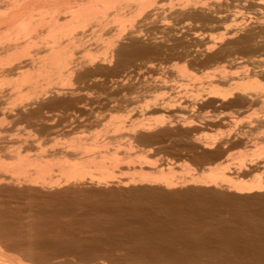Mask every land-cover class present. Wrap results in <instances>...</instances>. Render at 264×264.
I'll list each match as a JSON object with an SVG mask.
<instances>
[{"label": "bare ground", "instance_id": "obj_1", "mask_svg": "<svg viewBox=\"0 0 264 264\" xmlns=\"http://www.w3.org/2000/svg\"><path fill=\"white\" fill-rule=\"evenodd\" d=\"M5 1L4 2L0 1V3L1 2L3 3V4H0V135H1V133H5L4 135L2 134L4 136V138L8 134H10V132H13V135H10L11 137L6 139V141L4 140L3 136H1L2 138L0 137V147L3 146L2 148H0L1 149L0 150V192L2 193V191H5V190H12V191L18 190V192L21 191V192H23V194H25L24 193L25 191H26V193H28L27 191H29L30 193L33 192L35 195L38 194L37 196H43V198L47 197L49 199L50 198L52 199V196H54L55 194L58 195V192L62 189H63V191H67V190L69 191V189H67V188H70V189L73 188V190H74V188H77L76 186H79V188H80L79 191L81 192V189H82L81 185H83V184H88V185H90V187H93V191L98 190L97 188H102V187L106 188L105 186H107L108 184H109L108 187H110L112 185V184L110 185V182L111 183L115 182L116 184L115 183H113V184H115L116 187L118 186L119 189L122 187H123L122 189H124V187H126L125 189H127L129 187V185H137V184H138V186H139V184H140V186L144 185V184L149 185V187L147 186L149 189L151 186H152L151 187L152 189H153V186H155L156 188L164 189L162 191L175 188L178 185V182L175 183V180H174L175 178H173V176H172V171H173V170H171L172 167L171 168L168 167L167 169L164 167H163L164 169L162 167H161L162 169H159L160 166L157 167L158 165H156V167L155 166L151 167V166L146 164L147 161H146V163L143 161V159L144 160L148 159L149 163L151 165H155V164H152L153 162L150 161L151 156L148 157V155H146L144 158L142 157L143 159L138 158L139 160L141 159L140 162L143 161L147 165L146 166L144 163L140 164V163L135 161L137 158V154L135 155V153H134V155L136 156V158H135L133 156V154L132 155L130 154L131 151L128 152V150H125L126 152H124V151L122 152V149L124 150V147H125V149H128V147L126 148V146L130 143V141L127 139L126 143L128 141H129V143L126 144L124 141L125 138L130 137V140L132 142L133 137L136 138L137 137L136 135H138V134L140 135V136L138 135V137L141 138V134H142V137L145 136L144 137V139H145L148 136L147 134L151 133L152 131L155 132L154 129H156V128H159L156 130V133L159 131H162L163 128H165V126H166L165 125L166 123H164L167 120L165 115L170 113V112L166 113L165 110L169 109L168 105L171 107L172 102L175 103V101H173V99H175L176 97L172 99V102H171V100L168 101L171 103L170 104L167 103V106H166V104L164 106L163 105L164 103L162 105L161 104L159 105L158 103H156L159 101V100H157V98L160 97V95H162V94L160 93L159 96H157L158 95L157 94L156 95L157 97L155 96L156 97L155 100L152 99V100H154L153 103L155 102L152 105V107L154 109H157L158 111L160 110V112L165 111L164 117L166 118V120L156 119V120H153V122H154V123L152 122L153 124L152 123L151 124H144L145 120H142L143 122H135V123L132 121L130 122L129 119H131V118L129 116H131V114L134 111L136 112V110H134V105L137 106V104H141L138 97H135L136 94L139 93V92H137V90H138L137 86H139V90H140V88L142 89L140 91H143L145 93H151V91H152L153 94H155L154 92H156L158 90L160 91L161 89L163 90L166 87H168V86L165 87V84L167 82V81H165L166 80V78H165L166 72H167V76L169 75L168 74L169 72L171 73L169 75V78H170V76L172 77V75L175 74V73H172L171 71H175L178 73L177 75L180 74V76L182 77L180 79V81L182 79H184V80L188 79L190 81V80H194L196 78L195 76L197 74L195 76H193L192 73H194V74H195V72L197 73L198 70L195 69L197 66H200V68L198 67L197 69L203 70V68H204L203 66L206 67L207 64H209L208 67L210 66V64H211V66L217 65L216 62H218L221 57L223 58V56H225L224 54L226 53L225 52L226 46L228 47L229 44H231V43L233 44V42H235V38L233 35H234V32L236 30L233 31L232 29H230L232 26L230 27L229 25H228L229 26L228 28H225V29L223 28V26H224L223 24L225 22H227L231 17H233V15L230 16L232 13L230 15L229 14L224 15V14H226L228 12L227 10H229L228 7L230 6L229 4H231V3L238 4L239 2L243 3L245 1H246L245 3L248 4L247 3L248 0H8L7 2H5ZM250 1H252L255 8H256V6L257 7H264V6H262L264 4H260V3H264V2H262L264 0H261V2H258V3H255L254 0H249V3H250ZM257 1H260V0H256V2ZM239 5H240V3H239ZM239 9H242V8L239 7ZM251 9H253V7ZM258 9H260V8H258ZM245 10H247V9H245ZM238 13H237V16H238ZM237 16H234L236 18V23L238 22V17L240 18V16H243V15H239L238 17ZM235 18H233V19H235ZM241 19L243 21V18H241ZM202 22H203V25H204V23L214 24L213 26H215V28L218 30L221 28L222 32L224 29L225 33L222 36H224L225 38L223 37L222 41L219 38L217 40H220V41H217L216 40L217 37H214V36H212V37L215 38V40H213V38L212 39H208V38L205 39L203 37H200V35H198L199 34L198 33L199 29L197 28L198 26H195V25L197 23L199 25V23H202ZM231 22L232 21H230V23ZM233 22H234V20H233ZM239 22H240V19H239ZM250 22H251V20H250ZM261 22H263V21H261ZM259 23L260 22H258V24ZM233 24H231V25H233ZM207 26H209V25L207 24ZM234 26H235V24H234ZM256 26H258V25H256ZM199 27H201V26H199ZM258 27L263 29L264 25L262 23H260ZM206 28H209V27H206ZM240 30H241V28H240ZM242 30L244 31V29H242ZM246 31L247 32L244 35L241 34L243 36H241V35L240 36H241L242 42L249 43L253 38H255L254 37L255 35H253L254 33H252L251 30L250 31L246 30ZM240 32L238 31L237 33H240ZM263 32H261V33H263ZM190 36L193 39V40L190 39V40H192V42H190V40L189 41L187 40L188 37H190ZM237 36H239V35H237ZM237 36L235 35V37H237ZM204 39H205V41H204ZM184 40L188 41V43L185 42ZM206 40H208L207 43H205ZM146 42H149V44H146ZM224 42H225V44H224ZM221 43H223L222 44L223 46L220 47L219 44H221ZM238 43H240V42H238ZM201 44H203V45H201ZM245 45H247V44H245ZM216 47H217V49H216ZM206 55H207V59L204 60L203 58ZM227 57H229V56H227ZM172 60H175V61L178 60L179 61V63L177 61L176 62L174 61L175 63H177V66L172 65L174 63V62L172 63ZM230 60L231 59H229V61ZM169 61H171L170 63H172L171 64L172 68H171L170 64L167 65V63H169ZM222 62H224V61H222ZM179 64H181L182 66L180 65V67H178ZM201 67H203V68H201ZM220 67H223V66L221 65ZM261 68L262 67L260 66V69ZM204 69H206V68H204ZM212 69L214 70V68H212ZM257 69H258V67H257ZM260 69H259V71H257L258 73L254 72L253 71L254 69L252 70L253 73H249L250 71H248V73L246 75L244 74L242 77H239L240 75L229 77L228 74H225L224 70L223 69L220 70V68H219V70H216V72H218L217 74H215V72H213V75H212V73H210L211 75L208 74V72L210 70L208 72H206L207 77H205V78H207L208 81H206L205 83H202V84H204L203 87H206V89L204 88L203 92L207 91V93H205L206 95L204 93L203 94L205 97H207L210 100V101L209 100L207 101L208 105H211V106L213 105L216 107V105L221 106V105L225 104V105L232 106L235 108L238 107V110H239V108L243 109V108L251 107L254 104L256 105L257 102H262L261 98H264V87H262V84L260 85V83L258 81H257L258 83L256 81H252L253 77H256V79L260 77L262 80H264V69H262V70H260ZM193 71H195V72H193ZM161 72H163V73L161 74ZM202 73H204V72H202ZM229 75H232V74L229 73ZM156 76L159 79L161 78L160 81H159V79H157ZM198 78H199V76H198ZM196 79H195V81H196ZM201 79L203 80V78H201ZM175 80H177V79H175ZM166 85H168V84H166ZM185 85L183 87H185ZM180 86L181 85L177 86V89L179 91L181 90V88H183V87H181L179 89L178 87H180ZM196 86H198V85H196ZM187 88L190 89L189 85H187ZM223 88H225V89H223ZM166 89L168 90V88H166ZM193 89H194V86H193ZM170 90H172V88ZM185 90H182V91H185ZM195 90L196 89H194L193 91H195ZM127 91H129V92H127ZM195 93H197V91ZM195 93H194V95H196V96L200 95V98L203 96V95L201 96L200 91L198 92L199 94H195ZM163 94H165V93H163ZM140 95H141V92H140ZM141 96H140V98H141ZM145 96H144V98H145ZM163 96L164 95H162V98H165ZM193 97H192V101L194 102V101H196V99H193ZM205 97H203L202 99H204ZM144 98H143V100H145L146 98L148 99L149 97L146 96V98L145 99ZM160 98H158V99H160ZM136 99H137V101H136ZM168 99H169V96H168ZM188 99H190V98H188ZM138 100L140 103H137ZM150 100H151V98H150ZM161 100H160V102H161ZM165 100H167V99H165ZM190 100L189 101L187 100V102H186V99H185V101L184 100L183 101L186 102V105L190 104L192 106V104H194V103H192ZM145 101H148V100H145ZM198 101H199V99H198ZM201 101H204V100H201ZM176 102H178V101H176ZM200 102H198V103H200ZM144 103H146V102H144ZM181 103H182V101H181ZM198 103H195L196 104L195 106H197V107L201 106L200 104L198 105ZM146 104H147V106L146 107L143 106L144 108H149L151 106L150 103H146ZM182 104H185V103H182ZM201 104H203V102ZM142 105H143V103H142ZM142 105H140V106H142ZM191 106L188 105L187 109L191 108ZM195 106L193 105V107H195ZM130 107H131V110H128V109H130ZM132 107H133V109H132ZM152 107H150L151 110H152ZM135 108H137V107H135ZM180 108H178V109L181 110ZM138 109H139V107L137 108V110ZM140 109L142 111L146 110V109H143L142 107ZM150 109H149V112L151 111ZM175 109H176V106H175ZM182 109H184V108H182ZM193 109L195 110V108H193ZM157 110H155V111L157 112ZM121 111L125 112L126 114L124 113V116L122 114H120L118 116H113L114 113L118 114ZM142 111H140V113H142ZM153 111L154 110H152V112ZM195 112H198V111H195ZM137 113H138V111H137ZM146 114H149L148 111H147V113H144L145 116H146ZM106 115H108V116H106ZM138 115H139V113H138ZM180 115L182 116V114H180ZM105 116H106V118L108 117L107 118L108 119L107 124L105 122L106 129L108 131L110 129L113 132L112 133L110 131V132L106 133L107 137H109V135H110L111 142H109L110 137L109 138L106 137L107 138V141H106L105 140L106 134H103L104 131H107V130H104L105 125L102 124L103 123L102 121L104 120ZM134 116H133V118L137 117V115L135 117ZM184 116L181 117V118H183V121L186 120V117L184 119ZM216 117H217V115H216ZM226 117H228V116H226ZM106 118H105V121H106ZM178 118H179V116H178ZM189 118H190V116H189ZM199 118L200 117H198L196 119H199ZM170 119H171V117H170ZM170 119H168V122L170 121ZM147 120L149 121V119H147ZM150 121H151V119H150ZM176 121L178 122V119ZM255 121H256L255 123H258L260 125V126L258 125L259 127L264 126V118L263 117L259 118V120L256 119ZM170 122H172V121H170ZM173 122H175V121H173ZM180 122H178V125H180L179 124ZM184 122H186V121H184ZM211 122H213V121L211 120ZM20 124H22V127L19 129ZM25 124L27 126L24 128ZM97 124H102V126H101L102 129H101V127H99V125L95 126ZM184 124H187V122ZM87 126H90V127L87 128ZM94 126L99 127V129H101V133L94 134L96 136H92L93 135L92 133L94 132V129H95ZM16 127H17V129H16ZM92 127H94V129H92ZM182 127H184V126L182 125ZM248 127H250V126H248ZM81 128L83 131H88L89 128H91V131L92 130L93 131L91 132L89 129L91 134H89L90 132L88 134L85 132V134H84V132L81 130V132H83V133H81V132L80 133L83 135H81L79 133L78 136H73V135H77L76 133L78 131H80ZM171 128H172V126H171ZM126 129L127 130L129 129V130L126 131ZM121 131H123L122 134L123 135L125 134L124 136H126L124 138V136L121 133H119L120 138L122 136V139L124 142H120L119 140H122V139H119V136H117L118 135L117 132H121ZM167 131H169V130H167ZM41 132H45V135L48 134V137H50V138H47L43 134L44 138L46 137L45 139L46 140L48 139V141L44 140V138L41 137L43 140L39 138L42 141V143H41V141L39 143V140L37 137L39 136L38 134H40ZM115 133H117V134H115ZM156 133H154V136L156 135ZM159 133H162V132H159ZM100 134H102V137L100 136ZM152 134L153 133H151V135ZM112 135H113V138H112ZM89 136L92 138H90ZM7 137H9V136H7ZM60 137L61 138L66 137L67 139L64 138V140L66 139L64 141L62 138L63 142H61V140L59 139ZM99 137H101V141H99ZM155 137H157V136H155ZM158 137H159V135H158ZM102 138L105 140V142ZM222 138H224V137H221V139ZM49 139H50V141H49ZM108 139H109V141H108ZM137 139L139 140V138H136V139H133V141L134 140L137 141ZM217 139H219V138H217ZM112 140L119 141V143H121L122 145L124 143L123 147L121 148L120 147L121 144L119 145V143H118L119 146L117 145V147H118L119 151H117L118 149L114 150L117 148V147L114 148L115 146H111L110 147L111 149L114 148L113 150H111L109 148L108 144L109 143H110L109 145H111V143L114 144V142H112ZM43 141L49 142L51 144L48 143L47 147H46V145H43L44 146L43 147L42 144H45ZM156 141H158V140H156ZM222 141H225V140H222ZM263 141H264V138H263ZM134 142H132V144ZM147 142H148V140H147ZM139 143L140 142L138 141V145H139ZM194 143H195V140H194ZM197 143H199V142H197ZM200 143H201V141H200ZM203 143H205V142H203ZM203 143H201L200 146L203 145ZM215 143H217L216 140H215ZM141 144H142V142H141ZM195 145H197V144H195ZM216 145L217 144H215V146ZM262 145H261V147H262ZM129 146H131V143ZM203 146L205 149L208 148L206 143ZM211 146H212V144H211ZM119 147L121 148V152H120ZM131 147H133V146H131ZM131 147H129L130 150H132ZM213 147H214V145H213ZM200 148H203V147L201 146ZM209 149H211V148H209ZM250 149H249V151H250ZM132 151L134 152V150H132ZM258 151L261 152L262 156H264V147ZM142 154H144V152ZM140 155H141V153H140ZM240 156H238V157H240ZM244 156H246V155H244ZM244 156H242V157H244ZM256 156H257V154H256ZM133 157L135 158V160H134L135 162L132 161L133 165H135V163H136V165H135L136 168H137V163L140 165L138 167L137 171H136L135 166H133V165H132L133 167L130 166L131 161L128 162V163H130L129 165L126 162V161H129L130 159H132ZM242 157L240 158V162L238 161L239 164H243V162H245L244 160H246ZM254 158H256V157L254 156ZM257 158L258 159L260 158L259 162L262 161V163H259V165L264 164V159H263L264 157L260 156ZM138 159H137V161H138ZM261 159H263V160H261ZM253 160H250V161L253 162ZM123 161L126 164L122 163ZM254 161H256V160H254ZM251 162H249V163H251ZM253 163H255V162H253ZM253 163L250 164L251 169L254 167L258 168L257 167L258 165L254 166ZM244 164H246V163H244ZM143 165H145V166H143ZM241 167H240V169H241ZM259 168H261V167L259 166ZM131 170H134V173ZM236 170L237 169H235V171ZM124 171L126 173L131 171L134 174V176L136 175L137 178H134V176H133V178H128V177H127L128 179L124 178L125 176H123V174L126 175L125 173H123ZM254 171H253V173H254ZM129 174H130V172H129ZM239 174H241V172ZM128 176L132 177V175H128ZM205 176H206V178L202 177V176L201 177L198 176V178H196L197 176L196 177L191 176L192 178H190V180H191L192 184H194V186L199 185V186H202L204 188H206V187L215 188V190L217 192H218V190H221V191L227 192L228 194L230 192L231 193L234 192V194L236 193V194H240V195L243 193L249 194L252 192H257V193L264 192V179L259 178V177L252 182L250 181V183L248 182V184L246 182H245L246 184H244V182L242 183L241 181H240V183H238L237 180H235L236 182H234L233 181L234 178L233 179L229 178L230 176L226 172H222V171L220 172L218 169L213 170V171L211 170L210 174L208 176L207 175H205ZM178 179H180V178H178ZM183 180L187 181L184 177H183ZM191 182H190V184H191ZM183 184H184V182H183ZM88 185H86V187L83 185V188H85L86 191H88L90 189ZM145 185L141 186V187H145ZM112 186H114V185H112ZM188 186H190V185H188ZM116 187H114V188H116ZM132 187H135V186H131V188ZM180 187H182L181 189H184L183 186H180ZM64 188H66V190ZM79 188H77V189H79ZM104 188H102V189H104ZM118 188H116V189L119 190ZM102 189H100V190L102 191ZM116 189H115V191H117ZM22 190H25V191H22ZM105 190L106 189H104L103 191H105ZM156 190H158V189H156ZM101 191H100V193H101ZM147 191L149 192L148 189H147ZM18 192L16 191L17 194H18ZM82 192H83V190H82ZM225 192H221V193H225ZM7 193H8V191H7ZM72 193H75V192L72 191ZM105 193H106V191H105ZM59 194H60V192H59ZM62 194H64V193H62ZM67 194H66V197H67ZM112 196H114V195L112 194ZM2 197H4V196H1V198ZM57 197H59V196H57ZM66 197L64 196V198H66ZM53 198H55V197H53ZM30 199H32V198H30ZM46 199H44V200L46 201ZM67 199H68V197H67ZM75 199H77V198H75ZM64 200H66V199H64ZM69 200H71V199H69ZM69 200H68V202H69ZM49 201L50 200H48V202ZM59 201H60V199H59ZM2 203H4V202H2ZM29 203H31V202H29ZM29 203H27V204H29ZM61 203H62V201H61ZM98 207H99V205H98ZM61 208H62V206H61ZM115 209H117V208H115ZM50 210H51V208H50ZM39 211H40V209H39ZM42 211H44V210L42 209ZM9 212H10V210H9ZM32 212L29 215H31V217L32 216L34 217V215H32ZM91 212H94V211H91ZM71 213H70V215H71ZM73 214H75V213H73ZM114 214H116V213H114ZM46 215H48V214H46ZM93 215H95V214H93ZM126 215H127V213H126ZM253 215H255V214H253ZM55 216H56V214H55ZM31 217L29 219V217L26 216L25 220L28 219V220H26L27 221L26 224L27 223L29 224L28 221L33 219ZM136 219H139V218H136ZM119 221H121V220H119ZM46 222H48V221H46ZM69 222H70V219H69ZM143 222H145V221H143ZM22 223L24 225L25 222L23 221ZM33 223H35V225H36L37 222L32 221V224ZM7 224H9V223H7ZM26 224H25V226H26ZM32 224L30 223V225H29V226H31L30 229H29V226L27 225L28 227H26V228H28L29 231L27 230V232H29V234L27 233L28 235L24 236V237L30 236V239L28 237L29 240H27V243L26 242L24 244L22 243V245H20V244L14 245L12 240L15 241V239H11V238H15V237H12V236L10 237V235H13L12 233L13 232L15 233V230H13V228H11V226L9 227L10 224L8 225V227L3 224V227L6 226L7 228L6 227H5V229L0 228L1 230L4 229L3 231H5L8 228H11L10 230L11 231L13 230V231L11 234L9 233L10 235L8 234V236L10 237V239H8L9 237L6 235V232L4 233V235L7 236L8 238L3 236L2 235L3 231L0 230L2 233V234H0V264H66L68 261H70L71 263L72 262L75 263L76 257H73L74 253L72 255V253L67 254V252H65V251L54 250L55 252L53 254L51 252L49 254V253H47L48 251L46 252V249L44 248L45 246H43V245H42L43 248L41 247V249H40V247L37 246L40 250L37 249V247H35L34 244L31 243V241L33 242V239H34L33 237L35 235H37L36 233L34 234V236L32 234V232L33 233L37 232L34 230V228H33L34 231H30L32 228ZM39 224H41V223H39ZM61 224H66V223L63 222ZM109 224H111V222ZM250 224H252V223H250ZM17 225L18 224H16V226ZM23 225H21V226H23ZM98 225H97V227H98ZM253 225H255V224L253 223ZM54 226H55V224H54ZM36 227H35V229H36ZM120 227L123 228L122 226H120ZM26 228L23 230L24 232H25ZM254 228L256 229V227H254ZM21 229L18 230L20 235H22V233L20 232ZM59 229H58V231H59ZM129 229H132V228H129ZM250 229H252V228H250ZM10 230L8 232H10ZM100 230H101V228H100ZM113 230H114V228H113ZM107 231H109V230H107ZM30 232L32 235L30 234ZM40 232H42V231H40ZM76 232H77V230H76ZM90 232H91V229H90ZM19 233H18V235H19ZM47 233H49V232H47ZM62 233H64V232H62ZM129 233H131V232H129ZM256 233H258V232H256ZM16 234L17 233H15V236H18ZM40 234H42V233H40ZM44 234H46V233H44ZM110 234H112V233H110ZM84 235L85 234H83L82 236H84ZM132 235H133V233H132ZM60 236L61 235H59V237ZM149 236H151V235L149 234ZM232 236H234V235H232ZM236 236H238V234ZM42 237H43V235H42ZM51 237H52V235H51ZM72 237H74V236H72ZM189 237H190V235H189ZM18 238H20V237H18ZM45 238L47 239V237H45ZM60 238H62V237H60ZM40 239L41 238H39V240ZM42 239H44V238H42ZM51 239L52 238H50V241H51ZM85 239L86 238H84V240ZM150 240H152V238ZM235 240H237V239H235ZM10 241L12 243H10ZM28 241H30V243H28ZM78 241H80V240H78ZM86 241L87 240H85L84 242L86 243ZM36 242H33V243H36ZM80 242H82V241H80ZM46 243L47 242H45V245H46ZM229 243H228V245H230ZM15 244H17V242H15ZM121 244H123V243H121ZM120 245H119V247H120ZM115 246L116 245H114V247ZM151 246L156 248L155 246H157V245L153 246L151 244ZM225 246H227V245H225ZM233 246H234V244H233ZM46 247H47V245H46ZM105 247H107V245ZM114 247H113V249H115ZM70 248H73V247H70ZM91 248H93V247H91ZM159 248L163 249V246L161 247V245H160ZM42 249H44L45 252L41 251ZM162 249H161V251H162ZM246 249L241 248V249H239L240 252L238 249H234V250H236L235 252H233L234 251L233 249H230L231 251L232 250L233 251L231 252L229 250V252L232 253V255H233V253L234 254L241 253V255H242L244 252L242 253L241 250L244 251ZM35 250L38 253L40 251V254L38 255V253H35ZM157 250H158V248H157ZM121 251H122V249H121ZM126 251H127V249H126ZM152 251H154V250H152ZM79 252H81V251H79ZM94 252H95V250H94ZM117 252L119 253V251H117ZM162 252H164V251H162ZM226 252H228V251L226 250ZM44 253H47L49 255H45ZM245 253H247V252L245 251ZM113 254H114V252H113ZM150 254H151V252H150ZM94 255H95V257H93L89 260H81V261L78 260L77 262H78V264H128L126 262L121 263L122 260H119V259L118 260H116V259L111 260V258L109 259L107 257V255H104V254H100V255L94 254ZM160 255H161V253H160ZM117 256H119V255H117ZM136 257H137V255H136ZM147 257H149V256H147ZM220 257H222V256H220ZM238 257H240V256H238ZM79 258H80V255H79ZM118 258H120V257H118ZM170 258H168V259H170ZM159 259L161 260V258H159ZM113 260H116V261H113ZM202 260L203 259H201V261ZM152 261L153 262L149 261L150 264H152V263L157 264L158 263V262H154V260H152ZM149 262L146 261V262L142 263V261H141V264H147ZM138 263H140V262H138ZM195 263H196V261H195ZM226 263L222 262V264H226ZM230 263H227V264H230ZM68 264H69V262H68ZM132 264H136V263L134 262ZM158 264H160V261ZM165 264H168V263H165ZM217 264H219V263H217Z\"/></svg>", "mask_w": 264, "mask_h": 264}, {"label": "rangeland", "instance_id": "obj_2", "mask_svg": "<svg viewBox=\"0 0 264 264\" xmlns=\"http://www.w3.org/2000/svg\"><path fill=\"white\" fill-rule=\"evenodd\" d=\"M0 1L4 2L5 0H0ZM7 1L8 0H6L5 2H7ZM2 2L0 4H3ZM245 2H243V3L239 2L240 5H239V3L238 4H235V3L229 4L230 5L228 7L229 10H227L228 9L227 8L226 10L228 12L226 14H224V15H228V14L230 15L232 13L230 16L233 15V17H231L227 22H225L223 24L225 26V27L223 26V28L225 29V28H228L229 26L230 27L232 26L233 28L231 27L230 29H232L233 31L236 30L234 32V35H233L234 38H235V42H233V44L232 43L229 44L228 47L226 46V51H225L226 53L224 54L225 56H223V58L221 57L222 59L218 58L219 61L218 60L217 61L219 63L216 62L217 65H215V66H213V65L211 66V64H210V66L208 67L209 64H207L206 67L203 66L206 69L201 67V68H203V70L202 69H197L198 67L200 68V66H197L195 69L198 70L199 72L197 71V73H196L195 71H193V72H195V74L192 73L193 76H195L197 74L199 76V78L200 77L203 78L204 81L201 78L199 79L197 75L195 76L197 78V79L195 78L196 81H195V79L194 80H190V81L188 79L187 80L182 79L180 81V79L182 78L180 76V74L177 75L178 74L177 72L171 71L172 73H175V74L172 75V77L170 76L171 79L169 78V75L171 74L170 72L168 73L169 74L168 76H167V72L165 74L166 75L165 76V78H166L165 81H167L166 84H168V85L165 84V87L168 86V87H166V88H168V90L165 88L163 90L161 89L162 91L158 90L159 92L158 91L154 92L155 94H153L152 91H151V93H145L143 91H140L142 89L140 88V90H139V86H137L138 87L137 92H139V93L136 94L135 97H138V99L140 100L141 104H137V106L134 105V110H136V112L134 111L131 114V116L135 113L134 115L135 116L137 115V117L133 118L134 115L132 117L129 116L131 118V119H129V121L130 122L132 121V122L135 123V122H143L142 120H145L144 124H151L153 122V120H156V119H164V120H166V118H167V120L164 122V123H166L165 124L166 125L165 128H163L162 131L158 130L159 132H162V133H159V132L156 133V130L159 129V128H156V129H154L155 132L152 131L151 132V133H153L152 135H151V133H149L150 135L147 134L148 136L145 139H144L145 136L142 137V134H141V138H142L141 139L140 137H138V135H139L138 134V135H136L137 136L136 138H139V140L138 139H137V141L134 140L135 141L134 142L133 139H136V138L133 137L132 142H134V143L132 144V142L130 140V137L129 138H125L126 137V136H124L125 134L124 135L122 134L123 131L117 132L118 133L117 136H119V133H121L124 136V138H125L124 139L125 143H126V140L128 139L130 141V143H131V146H133V147L129 146L130 143L128 141L126 143V144L129 143L126 146V148L128 147V149H125V147H124V150L122 149V152L123 151L126 152L125 150H128V152L131 151L130 154L131 155L133 154V156L135 158H136L135 155L137 154L136 160L133 157L134 158V159L132 158L133 160L130 159L129 161H126L128 165L130 164L128 162L131 161V165L130 166H132L133 165L132 161L135 160L136 162H138L140 164H143L144 162L146 163V161H147L146 164L151 166V167L152 166L156 167V165H158L157 167L160 166L159 169H162L163 167L166 168V169L168 167L169 168L172 167L171 168V170H173L172 171V176H173V178H175L174 179L175 183L178 182V185L175 188L170 189L171 191L170 190L162 191L164 189L156 188L155 186H153V189L151 188L152 186L149 189L148 188L149 185H145L144 184L145 187H146L145 188V187H141V186H144V185L140 186V184H139V186H138V184H137V185H129V187L127 186L128 187L127 189H125L126 187H124V189H122L123 187L119 189L118 186L117 187L115 186V184H116L115 182H113L115 184L110 182V185L112 184L114 186L111 185L112 187L111 186L108 187L109 186V184H108L107 186H105L106 188L102 187V188L106 189L105 190L106 193H105V191H103L104 189H102V188H97L98 190H94L93 191V187H90V185H88V184H83L85 187H86V185H88L89 188H90V189L88 188L90 191L89 190L86 191V189L83 188V185L80 184L82 186L81 187L82 188L81 192L79 191L80 190L79 186H76L79 189L74 188L75 191L73 190V188H71L72 190L70 188H67V189H69V191L71 190L70 192L68 190L67 191H63V189H62V190L59 191L60 194L58 192V195L55 194L54 196H52V199L51 198L49 199L47 197H46L47 198L46 199L45 197L43 198V196H37L38 194L35 195L33 192L30 193L29 191H27L29 193L28 194V193H26L25 190H22V191H25L24 192L25 194H23V192H21V191H19L20 192L19 193L18 190H16L18 192V194L16 193V191L5 190V191H2V193L0 192V225H1L0 228H4L5 229V227L6 226L8 227V225L10 224L9 227L11 226V228H13V230H15V233H17L16 235H18V233H19L18 230L21 229V228L22 229H21L20 232L22 233V235L24 233L25 234L22 236L19 233L20 236L19 235L15 236V233L14 232L12 233L13 230L12 231L10 230L11 228H8L5 231H3L4 229L3 230L0 229L1 231H3L2 232L3 234L1 233V231H0V234L5 236L4 233L6 232V235L8 236L9 233L10 234L12 233L13 235H10V234L9 235H10V237L11 236L15 237V238H11V239H15V241L12 240L14 245H18V244L22 245V243L23 244L25 242L27 243V240L30 239V236H28L29 239H28L27 236L24 237L25 235L29 234V232H27L28 228H26V227H28L30 225V223L32 224V221L37 222L36 225H35V223H33L34 225L32 224V228L30 230V231H34L35 230V231L38 232V233L37 232H34V233L32 232L33 236H34L35 233L37 234V235H35L36 237L32 236L34 238L33 242H36V241L37 242L33 243L30 240L31 243L34 244L35 247H37V246L40 247V249H41V247L43 248V246H45L44 248L46 249V252L48 251L47 253H49V254H50V252L53 254L55 252L54 250H56V251L57 250L65 251V252H67V254H71L72 253V255L74 253L73 257H76V259L74 258L75 259V263L74 262L71 263L70 261H68L69 264H78V262H77L78 260H80V261L81 260H89V259L95 257L94 254H97V255L104 254V255H107V257L109 259L111 258V260L112 259H116V260L119 259V260H122L121 263L126 262L128 264L129 263L132 264L134 262L136 264H141V261H142V263L146 262V261L153 262L152 260H154V262H158V263L160 261V264L161 263L162 264H165V263H168V264L169 263L170 264H182V263L183 264H217V263L220 264L221 263L222 264V262L223 263L224 262L225 263L226 262L227 263L231 262L230 264H264V254H263L264 253V244H263L264 243V227H263L264 226V224H263L264 223V192H262V193L252 192V193H249V194H247V193L244 194L243 193L241 195L240 194H236V193L234 194V192L233 193L230 192L228 194L227 192L221 191V190H218V192H217L215 190V188H208V187L204 188V187L199 186V185H195L196 186L195 187L194 184H192V182L190 180V178L196 177V176H197L196 178H198V176L199 177L202 176V177L206 178L205 175L208 176L210 174L211 170L213 171V170H216V169H218L220 172L221 171L222 172H226L230 176L229 178H231V179L234 178L233 181L236 182L235 180H237L238 183H240V181H241L242 183L244 182V184H246V183L248 184V182L250 183V181L252 182L255 179H257L258 177L264 179V164H260L259 165V163H262L261 160H263L264 158L260 160L261 162H259L260 158L259 159L257 158V157H260V156L264 157V156L261 155V152L258 151V150H260V149H262L264 147L263 146L264 145V143H263L264 142L263 141V138H264V128L263 127L264 126L259 127L260 125L258 123H255L256 119L259 120V118H262V117L264 118V98H261L262 102H257L256 105L254 104L251 107H247V108H243V109L239 108V110H238V107L235 108V107L228 106V105H225V104L221 105V106L220 105L219 106L216 105V107H215L213 105L212 106L208 105L207 101L209 99L204 96V94L207 93V91L203 92L204 88L206 89V87H203L204 84H202V83H205L206 81H208L207 78H205V77H207L206 72H208L209 70L210 71L208 72V74L212 73V75H213V72H215V74H217L218 72H216V70H219V68H220V70L223 69L225 74H228L229 77H231V76H239V75H240L239 77H242L244 74L246 75L248 73V71H250L249 73H253V71L258 73L257 71H259L260 66L262 67L260 70L264 69V32H263L264 28L262 29V28L258 27L260 23H262L264 25V23H263L264 22V11H263L264 7H257L256 6V8H255V6L253 5L252 1H250V3H249V0H248L247 1L248 4H246ZM254 2L258 3V2H261V0L257 1V2H256V0H254ZM262 2H264V1H262ZM260 4H264V3H260ZM262 6H264V5H262ZM239 7L242 8V9H239ZM252 7H253V9H251ZM258 8H260V9H258ZM233 9L234 10L236 9V10L234 11ZM245 9H247V10H245ZM237 13H238V16L239 15H243V16H240V18H239L237 16ZM234 16H237L238 17V22H239V19H240L241 23L240 22L236 23V18ZM233 18H235V19H233ZM241 18H243V21H242ZM233 20H234V22H233ZM250 20H251V22H250ZM230 21H232V22L230 23ZM257 21L260 22V23L258 24ZM261 21H263V22H261ZM233 23L235 24V26H234ZM207 24L209 26H207ZM231 24H233V25H231ZM213 25L214 24H209V23H204V25H203V22L199 23V25H198V23H197L195 25V26H198L197 28L199 29V31H198L199 34L198 33L197 34L200 35V37H203L205 39H207V38L208 39H212L213 38L212 36H214V37H217L216 40L220 38V40L222 41V38L224 37L222 35L225 33L224 29H223V32H222L221 28L218 30ZM256 25H258V26H256ZM199 26H201L202 28L199 27ZM206 27H209L210 29L206 28ZM240 28H241V30H240ZM242 29H244V31ZM249 29L252 31V33H254L253 35H255L254 36L255 38H253L251 40L252 42L250 41L249 43L242 42L241 36H243L247 32L246 30L250 31ZM238 31L239 32L241 31V32L237 33ZM260 31L263 32V33H261ZM241 34H243V35H241ZM235 35L236 36L239 35V36L235 37ZM190 37H188V39H187L188 41L190 39H192V37L191 38ZM205 39H204V41H205ZM192 40H190V42H192ZM213 40H215V38H213ZM220 40H217V41H220ZM184 41L188 43V41H186V40H184ZM207 41L208 40H206L205 43H207ZM238 42H240V43H238ZM146 44H149V42H146ZM222 44L223 43L219 44V46L220 47L223 46ZM224 44H225V42H224ZM245 44H247V45H245ZM201 45H203V44H201ZM216 49H217V47H216ZM227 56H229V57H227ZM203 59L206 60L207 59V55ZM229 59H231L230 60L231 62L229 61ZM221 60L224 61V62H222ZM174 61L175 60H172V63ZM176 61L179 63L178 60H176ZM170 62L171 61H169V63H167V65L170 64L171 68H172V65L177 66V63L174 62L175 64L174 63L172 64ZM181 64H179L178 67H180ZM221 65L223 67H220ZM257 67H258V69H257ZM212 68H214V70ZM202 72H204V73H202ZM162 73L163 72H161V74ZM229 73L232 74V75H229ZM157 79H159V78L157 77ZM160 79H159V81H160ZM175 79H177V80H175ZM252 81H256V82L258 81L260 83V85L262 84V87H264V80H262L260 77L257 78V79H256V77H253ZM178 85H181L180 87H178L179 89L181 87H183L184 85H185V87L181 88V90L179 91L177 89ZM187 85H189L190 89L187 88ZM196 85H198V86H196ZM193 86H194V89H196L195 91H193L194 90ZM171 88H172V90H170ZM223 89H225V88H223ZM182 90H185V91H182ZM198 90L201 92L200 93L201 96L203 95L201 98H200V95H197L199 98L196 95H194V93L196 91H197V93H195V94H199ZM127 92H129V91H127ZM140 92H141L142 96L140 95ZM160 93L162 95H164L163 97H165V98H162V95H160L161 98L158 97L160 99L157 98V100H159V101L156 102V103H158L159 105L160 104L162 105L164 103L163 105L165 106V104H166V106H167V103L170 104L172 102V99L176 97L175 99H173V101H175V103L172 102L171 103V107L168 105L169 109L165 110L166 113L170 112L169 114L165 115L166 118L164 117L165 111L160 112V110L158 111L157 109H154L152 107V105L155 103V102L153 103V101L155 100V98L157 96H159ZM163 93H165V94H163ZM145 95L148 96L149 98L147 99ZM140 96H141V98H140ZM144 96H145L146 99L144 98ZM168 96H169V99H168ZM192 97H193V99H196V101L193 102L192 101ZM203 97H205V98L202 99ZM143 98L145 100H148V101L143 100ZM150 98H151V100H150ZM188 98H190L191 100L188 99ZM152 99H154V100H152ZM165 99H167V100H165ZM182 99L184 101L186 99V102H187V100L188 101L190 100L194 104H192V106L190 104L186 105V102H184ZM198 99H199V101H198ZM200 99L204 100V101H201ZM139 100H138L137 103H140ZM160 100H161L162 103L160 102ZM170 100H171V102H168ZM136 101H137V99H136ZM176 101H178V102H176ZM181 101H182V103H185V104H182ZM144 102L150 103L151 106L150 105L149 106L152 107V110H154V111L152 112L150 107L149 108H144V107L147 106V104L144 103ZM198 102H200V103H198ZM202 102H203V104H201ZM142 103H143V105H142ZM195 103H198V105L200 104L201 106L197 107V106H195L196 105ZM140 105H142V106H140ZM188 105L191 106V108L187 109ZM193 105L195 107H193ZM175 106H176V109H175ZM135 107H137V108L139 107V109L137 110V108H135ZM141 107L143 109H146L149 114H146V116H145L144 113H147V111L146 110L142 111L140 109ZM178 108H180L182 111L179 110ZM182 108H184V109H182ZM193 108H195V110ZM132 109H133V107H132ZM149 109L151 110L150 112H149ZM128 110H131V107ZM155 110H157V112ZM123 111L119 112L118 114L114 113L113 116H118L120 114H122L124 116L125 112H123ZM137 111H138L139 115H138ZM140 111H142V113H140ZM193 111L194 112L198 111V112L194 113ZM180 114H182V116ZM216 115H217V117H216ZM106 116H108V115H106ZM106 116H105V118H106ZM169 116L171 117V119H170ZM178 116H179V118H178ZM183 116H184V119L186 117V120H184V121H186L187 124H184L186 122H184L183 118H181ZM189 116H190V118H189ZM226 116H228V117H226ZM198 117H200V118L196 119ZM105 118L102 121L103 123L101 122L104 125H105V122L107 124V121H108V119H107L108 117L106 118V121H105ZM147 119H149V121ZM150 119H151V121H150ZM168 119H170V121H172V122H170V121L168 122ZM175 119L176 120L178 119V122H180V121L182 122L183 121L182 122L183 124L180 122L179 123L180 125H178V122ZM211 120L213 122H211ZM173 121H175V122H173ZM102 124H97L95 126L99 125V127H101ZM170 125L172 126V128H171ZM182 125L184 127H182ZM26 126L27 125L25 124L24 128ZM248 126H250L251 128L248 127ZM21 127H22V124H20L19 129ZM88 127H90V126H87V128ZM94 127H92V129H94ZM99 127H95L94 132L92 133L93 134L92 136H96V135H94L96 133H101L102 127H101V129H99ZM104 127H105L104 130H107L106 129V125ZM16 129H17V127H16ZM89 129L91 131V128H89ZM89 129H88V131H83L82 128H81L80 131H78L77 133L75 132L77 135H73V136H78V134L81 132V130L84 132V134H85V132L88 134L90 132ZM128 130L126 129V131H128ZM167 130H169V131H167ZM110 131L112 132V130H110V129H109V131L108 130L104 131L103 134H106V133H108ZM83 132H81V133H83ZM91 132L89 134H91ZM117 133H115V134H117ZM154 133H156L155 136H157V137L154 136ZM2 134L4 135L5 133H1L0 137L3 136ZM43 134L45 135V132H41L40 134H38L39 136L37 138L39 140V143L41 141L40 139L44 138ZM157 134L159 135V137H158ZM10 135H13V132H10V134L7 135L9 137L5 136V138H4V136H3L4 140L6 141V139L10 138L11 137ZM81 135H83V134H81ZM45 136L47 138H50V137H48V134L45 135ZM100 136L102 137V134H100ZM101 137H99V141H101ZM106 137H107V134H106L105 138ZM109 137H110V135H109ZM109 137H107V138H109ZM221 137H224V138L221 139ZM226 137L227 138L229 137L230 139L229 138L227 139ZM45 138H44V140H46ZM62 138L64 140V138H66V137H62ZM62 138L61 137L59 138L61 140V142H63ZM90 138H92V137H90ZM107 138L105 139L106 141H107ZM112 138H113V135H112ZM217 138H219V139H217ZM119 139H122V136H121V138L119 136ZM105 140H104V142H105ZM147 140H148V142H147ZM156 140H158V141H156ZM194 140H195V143H194ZM215 140H216L217 143H215ZM222 140H225V141H222ZM46 141H48V139ZM46 141L45 142L43 141L45 144H42V146L46 145V147H47L49 142H46ZM49 141H50V139H49ZM108 141H109V139H108ZM119 141L120 142H124L123 139L119 140ZM119 141L112 140V142H114L115 145L112 144V143H111V145H109L110 144L109 143L108 144L109 148L111 146H115L114 148H116L118 143H119ZM138 141L140 142L139 145H138ZM200 141H201V143L205 142L206 145L208 146V148L207 149L204 148L203 145H205V143H203V145H201L203 148H200L201 147L200 146V144H201ZM109 142H111V137H110V141ZM141 142H142V144H141ZM197 142H199V143H197ZM41 143H42V141H41ZM210 143L212 144V146H211ZM49 144H51V143H49ZM120 144L121 143H119V145ZM195 144H197V145H195ZM215 144H217V145L215 146ZM260 144L261 145L263 144L262 147H261ZM123 145H124V143H123ZM123 145L121 144L120 147L122 148ZM213 145H214V147H213ZM2 147H0V148H2ZM129 147H131V149L134 150V152L132 150H130ZM121 148H120V152H121ZM209 148H211L212 150L209 149ZM113 149H111V150H113ZM117 149H118V147L116 149H114V150H117ZM249 149H250V151H249ZM117 151H119V149ZM139 152L141 153V155H140ZM143 152H144V154H142ZM134 153H135V155H134ZM256 154H257V156H256ZM146 155H148V157L151 156V159L150 158L149 159H150L151 162H153L152 164H155V165H151L149 163L148 159H145V160L143 159ZM244 155H246V156H244ZM238 156H240V157H238ZM242 156H244V157H242ZM254 156L256 158H254ZM241 157L247 160V161L244 160L245 162H243V164H239ZM138 158H142L144 162L143 161L140 162L141 159L139 160ZM252 158L254 160H256V161H254ZM137 159H138V161H137ZM250 160H253V162H255V163L251 162ZM249 162L253 163L254 166L258 165L257 166L258 168L254 167V168L251 169V167H250L251 163H249ZM122 163L126 164L124 161ZM138 163H137V168L135 166L136 163H135V165H133V166H135L136 171L138 170V167L140 166ZM244 163H246V164H244ZM145 165H143V166H145ZM259 166L261 168H259ZM240 167H241L242 170L240 169ZM235 169H237V170L235 171ZM131 171L134 173V170H131ZM131 171H129L130 174H129V172L126 173L124 171L123 173H125L126 175L127 174L128 175H132V177H131V176H128V175L126 176V175L123 174V176H125L124 178H127V177L128 178H133L134 174ZM253 171H254V173H253ZM238 172L239 173L241 172V174H239ZM183 177L187 181L183 180ZM134 178H137L136 175L134 176ZM178 178H180V179H178ZM183 182H184V184H183ZM190 182H191V184H190ZM179 185L183 186L184 189H181L182 187H180ZM186 185L187 186L190 185V186H188L189 188ZM131 186H135V187L131 188ZM114 187L118 188L120 191L117 190ZM64 189L66 190V188H64ZM100 189H102V191ZM115 189L117 191H115ZM147 189L149 190V192L147 191ZM156 189H158V190H156ZM82 190H83V192H82ZM7 191H8V193H7ZM72 191L75 192V193H72ZM100 191H101V193H100ZM221 192H225V193H221ZM62 193H64V194H62ZM66 194H67L68 199L66 197ZM112 194L114 196H112ZM1 196H4V197L1 198ZM57 196H59V197H57ZM64 196L66 198H64ZM53 197H55V198H53ZM30 198H32V199H30ZM75 198H77V199H75ZM44 199H46V201ZM59 199H60V201H59ZM64 199H66V200H64ZM69 199H71V200H69ZM48 200H50V201L48 202ZM68 200H69V202H68ZM61 201H62V203H61ZM2 202H4V203H2ZM29 202H31V203H29ZM27 203H29V204H27ZM98 205H99V207H98ZM61 206H62V208H61ZM50 208H51V210H50ZM115 208H117V209H115ZM39 209H40V211H39ZM42 209L44 211H42ZM9 210H10V212H9ZM91 211H94V212H91ZM31 212H32V215H34V217L33 216L31 217V215H29ZM69 212L70 213L72 212L71 215H70ZM73 213H75V214H73ZM114 213H116V214H114ZM126 213H127V215H126ZM46 214H48V215H46ZM55 214H56V216H55ZM93 214H95V215H93ZM253 214H255V215H253ZM26 216L29 217V219H30V217L33 218V219L28 221L29 224L28 223L26 224V222H27L26 220H28V219L25 220ZM136 218H139V219H136ZM69 219H70V222H69ZM119 220H121V221H119ZM23 221L25 222L24 225L22 223ZM46 221H48V222H46ZM143 221H145V222H143ZM63 222L66 223V224H61ZM108 222L109 223L111 222V224H109ZM7 223H9V224H7ZM39 223H41V224H39ZM250 223H252V224H250ZM253 223L255 225H253ZM3 224L6 225V226L3 227ZM16 224H18V225L16 226ZM25 224H26V226H25ZM54 224H55V226H54ZM21 225H23V226H21ZM97 225H98L99 228L97 227ZM120 226H122L123 228H121ZM30 227L31 226H29V229H30ZM35 227H36V229H35ZM254 227H256V229ZM25 228H26V230L24 232L23 230ZM33 228H34V230H33ZM100 228H101V230H100ZM113 228H114V230H113ZM129 228H132V229H129ZM250 228H252V229H250ZM58 229H59V231H58ZM90 229H91V232H90ZM9 230H10V232H8ZM76 230H77V232H76ZM107 230H109V231H107ZM40 231H42V232H40ZM47 232H49V233H47ZM62 232H64V233H62ZM129 232H131V233H129ZM256 232H258V233H256ZM40 233H42V234H40ZM44 233H46V234H44ZM82 233L85 234V235L82 236L83 235ZM110 233H112V234H110ZM132 233H133V235H132ZM30 234H31V232H30ZM149 234L152 237L149 236ZM235 234L236 235L238 234V236H236ZM42 235H43V237H42ZM51 235H52V237H51ZM59 235H61L60 237H62V238H60ZM189 235H190V237H189ZM232 235H234V236H232ZM7 236H5V237L8 238L9 236L8 237ZM72 236H74V237H72ZM10 237L8 239H10ZM18 237H20L21 239L18 238ZM45 237H47L48 240ZM150 237L152 238V240H150L151 239ZM39 238H41V239L39 240ZM42 238H44L46 241L44 239H42ZM50 238H52L51 241H50ZM84 238H86L85 240H87L86 243L84 242L85 241ZM235 239H237V240H235ZM78 240H80L82 242H80ZM30 241H28V243H30ZM15 242H17V244H15ZM45 242H47L46 243L47 247L45 245ZM10 243H12V242L10 241ZM121 243H123V244H121ZM228 243L230 245H228ZM151 244L153 246L157 245L158 247L155 246L156 248H154V247L151 246ZM233 244H234V246H233ZM106 245H107V247H105ZM114 245H116V246L114 247ZM119 245H120V247H119ZM160 245H161V247L163 246V249L159 248ZM225 245H227V246H225ZM38 247H37V249H39ZM70 247H73V248H70ZM91 247H93L94 249L91 248ZM113 247L115 249H113ZM60 248L61 249L63 248V249L61 250ZM157 248H158V250L159 249L160 250L158 251ZM241 248L242 249H246L247 248L244 251L241 250L242 253L244 252L242 255H241V253H238V254H234L233 253V255H232V253L229 252L230 249H233V250L234 249H238L239 250ZM121 249H122V251H121ZM126 249H127V251H126ZM161 249L164 252H162ZM94 250H95V252H94ZM152 250H154V251H152ZM226 250L228 252H226ZM41 251L45 252L44 249H42ZM79 251H81L82 253L79 252ZM117 251H119V253ZM235 251L236 250H234L233 252H235ZM245 251L247 253H245ZM113 252H114V254H113ZM150 252H151V254H150ZM239 252H240V250H239ZM35 253H38V252H36V250H35ZM47 253H44V254L45 255H49ZM160 253H161V255H160ZM39 254H40V251H39L38 255ZM79 255H80V258H79ZM117 255H119V256H117ZM136 255H137V257H136ZM147 256H149V257H147ZM220 256H222V257H220ZM238 256H240V257H238ZM118 257H120V258H118ZM159 258H161V260ZM168 258H170V259H168ZM201 259H203V260L201 261ZM116 260H113V261H116ZM195 261H196V263H195ZM68 262L67 263L65 262V263L68 264ZM138 262H140V263H138ZM150 262L147 263V264H150Z\"/></svg>", "mask_w": 264, "mask_h": 264}]
</instances>
